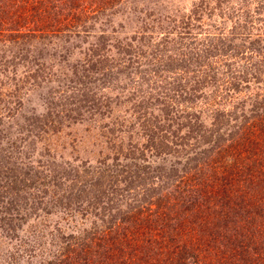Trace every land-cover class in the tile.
<instances>
[{"label":"rangeland","instance_id":"obj_1","mask_svg":"<svg viewBox=\"0 0 264 264\" xmlns=\"http://www.w3.org/2000/svg\"><path fill=\"white\" fill-rule=\"evenodd\" d=\"M0 1V12L9 11L12 21L30 3ZM209 1L120 0L85 35L69 30L72 18L67 13L78 14L84 24L79 10H86L89 0H44L55 9L57 31L50 32L52 37L34 25L20 31L25 37L13 39L12 32L1 37L0 264H39L42 253L70 231L90 227L81 208L74 213L68 208L78 201L67 198L69 186L80 187L96 170L111 168L118 149L128 148L129 141L145 149L147 133L168 123L158 122L165 103L174 107L171 129L184 126L179 140L189 129L209 131L216 124L241 121L242 113H248L252 104L243 100L250 101L247 95L262 92L264 85L242 88L246 96L235 100L227 99L225 88L246 80L240 77L246 69L264 75V0H229L235 7L230 21L215 12L193 31L192 26L183 30L182 18ZM215 1L205 5L212 8ZM79 5L78 13L71 10ZM58 10L62 15L56 16ZM48 24L44 21L41 27ZM97 52L106 58L103 63L96 61ZM213 68L226 75L220 91L202 88L178 108V98H170L175 88L196 86L195 78L201 83ZM162 128L160 135L167 132ZM174 141L169 132L164 142ZM136 157V165H143L138 152ZM145 157L154 165V151ZM156 161L170 163L164 157Z\"/></svg>","mask_w":264,"mask_h":264},{"label":"trees","instance_id":"obj_2","mask_svg":"<svg viewBox=\"0 0 264 264\" xmlns=\"http://www.w3.org/2000/svg\"><path fill=\"white\" fill-rule=\"evenodd\" d=\"M89 1L86 10H79L84 24L76 19L78 14L67 13L73 21L69 30L90 35L95 24L113 11L112 4L120 0H105L103 5L95 3L98 0ZM211 1L196 5L182 18V29L192 26L193 31L195 24L205 16L211 19L215 12L221 13V19L234 18L235 7L229 0H216L212 8L205 5ZM18 11L13 21L9 11L0 12V39L7 32H12L13 39L25 37L20 31L32 25L47 37H52L50 32L56 33L52 19L55 9L44 0H30L27 9ZM58 12L56 16L61 14ZM44 21L49 24L41 27ZM223 31L222 27L220 33ZM226 38L222 36L221 40ZM94 56L100 63L106 60L98 52ZM246 70L240 76L246 80H234L225 88L227 99H243L251 85H264L262 73ZM108 72L111 74L110 69ZM223 75L213 68L202 75L201 83L194 77L196 86L175 88L170 98H178L179 108L202 88L216 87L213 90L220 91L219 84L226 77ZM243 84L247 86L239 89ZM247 97L251 100L242 103L252 106L247 114L242 113L241 121L229 120L220 127L216 124L209 131L189 129L181 140L176 137L184 126L171 129L174 107L165 103L158 122L168 123L147 133L145 149L138 150L129 141L128 148L120 146L111 168L96 170L86 185L69 186L67 198L76 197L78 201L68 203V208L73 213L81 208L90 227L84 226L79 233L70 231L42 253L39 264H264V90ZM162 127L167 132L160 135ZM220 128L225 129L221 132ZM169 132H173L175 144L164 142ZM158 138L161 141L157 146L154 140ZM147 149L156 154L154 165L145 157ZM136 152L143 157V165H136ZM160 157L170 163L157 165Z\"/></svg>","mask_w":264,"mask_h":264}]
</instances>
